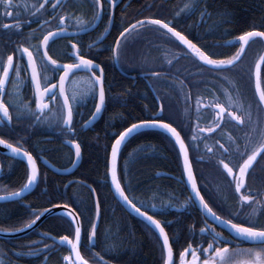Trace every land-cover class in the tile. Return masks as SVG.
<instances>
[{
    "label": "trees",
    "instance_id": "16d2710c",
    "mask_svg": "<svg viewBox=\"0 0 264 264\" xmlns=\"http://www.w3.org/2000/svg\"><path fill=\"white\" fill-rule=\"evenodd\" d=\"M185 4H190V8L181 12ZM107 5L104 0V11ZM1 11L0 23H4L6 18ZM146 19H162L202 50L215 53L213 58H228L236 52V43L230 47H224L223 43L236 42L237 37L248 31H264V0H123L115 11L112 31L94 49V60L105 71L106 105L102 117L92 128L79 130L74 127L75 141L79 143L83 156L80 167L71 176L53 173L40 163L41 158L65 169L73 164L72 150L63 143L44 141L43 135L39 136L35 130H22L21 137L27 138L18 146L37 159L40 181L23 199L0 203V230L24 228L33 218V212L42 213L53 203H67L79 213L83 230L81 253L89 264H164L165 249L160 237L120 204L112 192L108 175L111 148L119 135L133 123L154 119L171 123L181 133L189 146L202 195L219 215L232 218L230 211L223 213L208 199V192L218 189L217 168L201 166L206 160L205 155L221 156L234 152L231 135L225 137L231 126L225 123L218 133L209 137L199 133L196 127L197 124L200 128L206 127L203 110L198 113L195 107L196 100L202 91H206L211 104L219 101L215 99L218 81L209 77L204 81L205 70L196 58L190 54L186 56V50L175 37L155 25L139 26L138 31L121 41L118 64L122 72L116 68L112 49L120 32ZM107 22L106 16L100 27L85 38L98 40L105 33ZM9 31L0 28V35ZM153 71L159 72L160 76H152ZM142 74L148 77L163 104L161 118H155L159 105ZM96 96L95 89L94 93L81 97L85 109L83 122L92 116ZM35 129L39 131L37 127ZM17 133L18 130L15 135ZM193 134L198 137L195 142L191 139ZM64 136L66 138L65 133ZM220 144H224L229 152L224 153ZM208 147L212 148L211 152L207 151ZM0 163L3 167L0 195L19 191L27 181V165L1 154ZM118 177L129 199L165 228L176 261L179 262V254L189 244L198 253L201 243L207 247V239H202L199 232L205 226V217L195 205L184 207L189 203L187 197L190 193L185 184L179 150L168 135L149 130L132 137L120 154ZM83 183L96 191L101 208L93 245H90L89 236L91 225L96 222V204L92 191ZM61 217L47 219L26 237L0 239V257L4 263L64 264V257L70 255L71 250L59 241L64 235L74 240L75 226H70ZM235 222L248 226L247 220L237 219ZM255 226L264 225L255 222Z\"/></svg>",
    "mask_w": 264,
    "mask_h": 264
},
{
    "label": "snow or ice",
    "instance_id": "6c2138e0",
    "mask_svg": "<svg viewBox=\"0 0 264 264\" xmlns=\"http://www.w3.org/2000/svg\"><path fill=\"white\" fill-rule=\"evenodd\" d=\"M103 2L104 0H92V7L95 9L94 19H100L103 14ZM49 3V0H43L40 3H33L31 8L34 11L31 12L32 16H35L41 9ZM107 3L110 5V8L115 6V0H107ZM61 4V0H55L51 4L53 9L57 8V5ZM28 8L26 4H15L14 0H0V9L3 10L2 14L5 18L13 17L16 19V24L10 23H0V28L9 30L14 29L19 31L21 28L20 17L18 10L21 8ZM190 8V4H185L183 8L180 9L181 12ZM14 11L17 12V15L14 16ZM180 13L178 12L177 15ZM66 17L60 16L58 19V30L48 31L46 34L42 35L40 43L37 46H34L36 49V54L34 55L33 51L29 50V47L21 45L17 51L19 52V57L23 58L26 56V64L24 66V71L29 72L31 83L35 88V97H36V112L31 113L36 121H40L41 116L45 114L46 110H49V102H55L57 97L62 98L61 111L59 113V119L62 124L72 131L73 123V104L72 101H75L78 97L86 95L87 92H79L75 89L72 93L71 98L67 94L65 84L68 81L70 75L74 76L78 72L87 73L90 79L91 90H94L98 87V104L95 106V113L92 115L91 120L88 121V124H91L93 120L101 113L102 108L105 102V92H104V82H103V68L98 64H95L92 59H85L82 54H80L79 49L76 44H72V63L58 64L55 59H53L48 54L49 42L53 43L57 39H68L72 34L68 33L65 25ZM47 23V22H45ZM81 31L87 30L86 22L83 20H78ZM141 27L146 25H155L159 29H166L167 33H170L184 48L187 50L185 55H191L196 58L201 63V66H206L210 72L214 73H225L231 72L234 68L239 67L243 62L242 57L245 55V49L249 45L250 41H253L254 38H260L264 40V31H248L244 34L237 37L238 50L232 54L229 58L220 59L213 58L216 54H209L205 50H202L197 46L196 43H193L192 40L188 39L187 36L182 35L180 31H177L175 27L170 26L169 23L165 22L162 19H148L147 21L141 20L138 21ZM137 24H132L130 27H126L122 32H120L119 38L115 41V46L112 49L115 59L119 60V53L121 49V41L125 40L127 36L134 31H138ZM31 39V37H29ZM234 42H229L232 44ZM171 63V61H168ZM51 65V70L56 73H63L59 76V88L57 89V84L52 83L50 86L47 84V78L45 77V83L42 84L41 74L42 71H47ZM264 65V55L259 57L258 62L255 65L253 72L254 78V95L256 96V107L261 113H264V79L261 76V66ZM99 71V75H97ZM10 73H13L14 79L11 81L12 84L18 85L20 80L21 67L19 61L14 66V55L9 54L2 63H0V125L11 124L13 116L9 112V106L6 104L4 96L6 86L10 83ZM152 76H160V73L157 71L151 72ZM226 95L229 97V105L225 107L219 102H216L213 107L218 109L216 113V120L214 121V126L208 129L200 128L199 124L196 127L199 131L203 132L205 130L215 131L217 127L225 120V112H227V118L231 121H235L238 125H245V115L248 116V120H251V113L245 112L243 107L238 104L237 101L232 100L231 93L226 92ZM47 98V101H46ZM201 100L198 98L196 100V109L197 112H200ZM239 109L240 114H235V111ZM164 111L163 106L160 107V112ZM88 125H85L87 127ZM259 127V143L251 149L250 152L246 151L241 153L242 163L237 166V170L234 171L233 167H230L228 163H225L223 159L219 160V164L222 165L227 176L231 178L230 183L234 185V192L238 195V209L235 211L234 216L239 217L243 213L245 206H247V222L248 226H245L242 222H233V219L223 218L221 215H218L217 211L213 210V207L210 206L209 202L206 201L205 196L201 194V190L197 186V181L193 172L191 161L189 160V146L185 144L184 139L181 137V133L177 130L176 127H173L171 123L163 122L162 119L154 120H144L140 123H133L128 127L124 132L119 135V138L115 140V144L112 146V168H111V183L114 186L115 193L126 203L128 204L140 217L144 218L149 224L158 231L159 236L163 238V248L166 250V259L164 264H174L173 261V248L169 243V237L165 232L164 227L161 225L160 221L155 219L152 215H149L147 211H142L128 195L125 194L124 188L121 186L120 180L117 178L116 171V158L120 150L121 145L126 141V139L134 132H138L142 128H159L165 133L169 134L171 138L174 139L175 144L179 145L180 153L183 156L184 160V172L187 174V182L191 187L192 194L187 197V201L184 207L195 205L197 208L201 209L205 216V226L200 228V236L202 239H207V247L203 246V243L200 244V252L198 254L197 250L192 247L191 244L179 254V264H264V226L256 227L255 219L258 216L264 214V193L260 194V197L253 195L248 189L245 188V181L248 175V170L252 168V165L257 160V157H260L264 153V126L260 125L259 122H255L251 128V132L255 133ZM249 135L250 133L246 134ZM193 142H195L198 137L196 134L191 136ZM70 144H73L75 149V162L72 164V167L76 166V163L81 159V149L79 143H74L69 141ZM0 145L8 149L14 157H22L27 161V166L29 168V174L27 176V181L19 191H13L9 195L0 196V200H18L24 196L25 193L31 191L33 186L37 183L39 170L37 167L36 159L28 151L23 150L22 147L14 146L12 143H9L3 138H0ZM219 147L223 150L224 153H228L229 149L220 144ZM247 148V146H246ZM208 152L212 151L211 147L207 148ZM242 189L244 190L242 192ZM94 191V190H93ZM153 208L156 207L155 204L152 205ZM53 209L61 210L63 212L62 219H66L70 226L74 227V240L69 239L68 235H64L60 238L59 243L65 244L70 247L71 253L73 255H68L64 257V260L68 264H88V261L84 259L80 252V241H81V227L79 226V213L76 212L67 203H53L51 207L44 208L42 213L33 212V218L30 222L26 223L25 228L18 229L23 231L27 228H32L38 220L41 219V216L44 214H51ZM96 215L99 216V201L96 203ZM208 217H211L212 221L227 227L234 234V238H239L242 240L252 241L257 247H252L248 249H240L238 246L235 250V255L244 256L245 258L240 261H236L233 258V255H230L229 247L223 246L228 243V241L223 240L221 233L217 232L212 224L208 223ZM2 231V230H0ZM96 236V225H91V233L89 239L92 240ZM55 239V238H53ZM191 256V259H186L187 256ZM204 256V259L201 261L200 257Z\"/></svg>",
    "mask_w": 264,
    "mask_h": 264
},
{
    "label": "flooded vegetation",
    "instance_id": "af4514ba",
    "mask_svg": "<svg viewBox=\"0 0 264 264\" xmlns=\"http://www.w3.org/2000/svg\"><path fill=\"white\" fill-rule=\"evenodd\" d=\"M116 1V0H115ZM123 1V0H122ZM43 0H14L15 4H26L29 7L24 8L21 7L18 10V14L20 17L21 28L19 31L14 29H10L7 34L0 35V63L6 60L7 55H14V66L19 61L21 67L20 80L21 82L18 85H14L11 81L14 79L13 73H10V83L6 86L5 90V102L9 106V112L13 116V120L11 124L0 125V138L5 139L9 143H12L14 146H18L24 142H26V136H22L21 131L23 130H35L39 136H42V132L44 128H51L50 133H60L61 138L57 140L59 143H63L67 146V142H69L70 138L73 142L76 138L75 128L85 129L86 122H83L85 109L81 107L80 111L77 113H73V123L71 132L62 124L59 119V113L61 111L62 98L57 97L55 102H49V110L45 111V114L41 116L40 121H36L34 116L31 113L36 112V97H35V88L31 83L29 72L24 71V66L26 64V56L23 58L19 57V52L17 49L23 45L29 47L30 51H33L34 55L36 54V49L34 46L39 45L40 39L43 34H46L48 31H56L58 30V19L60 16L66 17L65 19V27L67 28L68 33H76L80 32V26L78 24V20H83L86 22L87 29L90 28L94 23V8L92 7L91 0H61V4L57 5L56 9L51 7V4L55 2V0H49V3L45 5L43 9H41L35 16L31 15V12L34 9L31 8L33 3H40ZM122 3V2H121ZM120 3V4H121ZM119 4V5H120ZM118 5V6H119ZM117 6V7H118ZM115 8V10L117 9ZM112 8L110 5H107V10L104 11L103 7V19L104 17L108 18V22L105 27V33L98 39L94 40V38H85L87 35H91L94 31L98 29V27L89 33L71 36L68 39H57L54 43L52 41L49 42L48 54L53 59L57 61L58 64L72 63V48L71 45L74 43L77 45L80 54L84 56L85 59H92L94 62V49L100 46L104 41L99 44H96L104 35L108 32L111 22V13ZM3 10L1 11V13ZM3 15V14H2ZM17 15V12L14 11V16ZM115 16V11H114ZM16 19L13 17H7L4 23H10L15 25ZM47 22V23H45ZM94 22V23H92ZM114 24V22H113ZM113 27V25H112ZM6 30V29H4ZM112 31V28H111ZM110 31V32H111ZM109 32V33H110ZM108 33V35H109ZM107 35V36H108ZM31 37V39H29ZM186 50V49H185ZM187 51V50H186ZM264 52V40L257 38L253 42L249 44L246 50V58L243 59V63L239 65V67L234 68L231 72L219 73L212 75L214 78L218 80L219 90L216 93L217 102L225 107L229 105V97L226 95V92L231 93L232 100L237 101L240 106L243 107L244 111L251 113V120H248V116L245 115L246 124L238 125L235 121H231L227 118V112L224 114L225 120L222 123L221 128L217 132L205 130L201 132L204 136H212L218 133L225 125V123L230 124L231 131L225 133V137L231 135L232 143L234 147V152L230 154L224 155H214L209 154L205 155L204 161L201 162V166L209 168H217V174L222 178L223 183L217 182L218 189L211 190L208 192L209 201L219 208L223 213L226 211L235 222L237 219L241 221L247 220V211L248 208L245 206L243 213L241 216H234L235 211L238 209V195L234 192V185L230 183L231 178L227 176L224 171L222 165L219 164V160L223 159L225 163H228L230 167H233L234 171L237 170V166L242 163L241 153H245L246 151L250 152L253 147H255L259 143V127L255 133L251 132V128L255 122H259L260 125L264 126V113H261L256 107V96L254 95V78L253 72L255 69V65L259 60V57L262 56ZM220 59H226L220 57ZM63 73H56L51 70V65L47 71H42L41 79L42 84L45 83V77L47 78V84L50 86L52 83L57 84V89L54 91H58L59 88V76ZM261 76L264 79V65L261 68ZM89 75L87 73L78 72L74 76L70 75L67 81V94L71 98L74 83L75 89L78 91L80 89V84L84 82ZM201 100V108L200 111L203 110V117L205 121V128L208 129L214 126V121L216 120L217 111L213 107L215 104H211L208 100V95L206 91H202L198 96ZM47 101V98H46ZM73 106L78 103L72 101ZM211 104L210 112L209 106ZM196 107V103H195ZM235 114L239 115L240 111L237 109ZM38 128L39 131L35 129ZM75 127V128H74ZM18 130V135H15V132ZM69 132V135H68ZM75 132V133H74ZM66 135V138L64 136ZM250 133V138L249 134ZM69 137V138H68ZM49 142H56V137L53 135H49L47 137ZM247 146V148H246ZM68 147V146H67ZM203 159V158H202ZM2 166V165H1ZM200 166V164H199ZM3 172V167H2ZM245 188L248 189L253 195L260 197L261 193H264V153L259 157L258 161L255 163L253 168L248 172L245 181ZM244 190L242 189V192ZM228 218V217H227ZM255 222L258 224L264 225V214L256 217ZM216 231L221 233L223 240L228 241L227 244L223 246L229 247L230 255H233L234 260L240 261L243 260L244 256L235 255V250L237 246L240 249H248L252 247H257V245H253L247 242L240 241L230 235L227 231H224L220 228H216ZM199 254V253H198ZM186 259H191V256H187ZM201 261L204 259V256L200 257ZM179 264V262H178Z\"/></svg>",
    "mask_w": 264,
    "mask_h": 264
},
{
    "label": "water",
    "instance_id": "95a60500",
    "mask_svg": "<svg viewBox=\"0 0 264 264\" xmlns=\"http://www.w3.org/2000/svg\"><path fill=\"white\" fill-rule=\"evenodd\" d=\"M122 2V0H116L115 1V6L112 8V11H111V13H112V15H111V22H110V27H109V29H108V32L104 35V37L103 38H101L99 41H97L96 42V44H99L100 42H102L106 37H107V35H108V33L111 31V28H112V25H113V22H114V11H115V8L120 4ZM102 17H103V14L101 15V18L100 19H97V21L95 22V24L92 26V27H90V28H88L86 31H80V32H74V33H70V34H72V36H76V35H82V34H86V33H89V32H92V31H94L98 26H99V24H100V22H101V20H102ZM134 24H137V23H134ZM137 26H140L139 24H137ZM258 38V37H257ZM256 38H254V40H255ZM252 41H250V43H251ZM249 43V44H250ZM183 46V45H182ZM249 46V45H248ZM247 46V47H248ZM246 47V48H247ZM263 55H264V53H263ZM115 58V57H114ZM95 63V62H94ZM115 63H116V67H117V69L118 70H120V68H119V66H118V63H117V60L115 59ZM95 64H97V63H95ZM263 66V65H262ZM262 66H261V68H262ZM99 72V71H98ZM103 82H104V73H103ZM66 86H67V82H66V84H65V88H66ZM103 86H104V84H103ZM67 91V90H66ZM98 91H99V89H98V87H97V104H98V102H99V100H98ZM104 92H105V86H104ZM154 94V96H155V98H156V100H157V102H158V105H159V113L156 115V118H160L162 115H163V112L161 113L160 112V107H161V105H162V103H161V101L159 100V98H158V96L155 94V93H153ZM96 104V105H97ZM105 104H106V92H105V102H104V106H103V108H102V111H101V113L96 117V119L95 120H93L92 121V123L91 124H88V121L89 120H91V118H92V116L90 117V119L86 122V124L85 125H88L87 127H85V129L86 130H88V129H90L91 127H93L99 120H100V118L102 117V115H103V113H104V110H105ZM217 112H218V109H215ZM94 113H95V111H94ZM93 113V114H94ZM226 113V112H225ZM221 126H222V123L220 124V126L219 127H217L216 129H215V131H213V132H216L217 130H219L220 128H221ZM149 130H154V131H159V132H162V133H164V134H166V135H168L169 136V134H167V133H165L163 130H161V129H159V128H142V129H140L138 132H134V133H132L127 139H126V141L121 145V147H120V150H119V152H118V154H117V158H116V171H117V178L119 179V177H118V163H119V157H120V154H121V152H122V150H123V148H124V146L127 144V142L132 138V137H134L135 135H137L138 133H141V132H144V131H149ZM124 132V131H123ZM204 132V131H203ZM170 137V136H169ZM182 137V136H181ZM119 138V137H118ZM117 138V139H118ZM171 138V137H170ZM173 141H174V139L173 138H171ZM74 143H76V142H74ZM67 144V146H69L70 148H71V150L73 151V153H74V162H75V149H74V146H73V144H70L69 142H67L66 143ZM115 144V142L113 143V145ZM186 144V143H185ZM112 145V146H113ZM176 146H177V148H178V150H179V145H177L176 144ZM80 149H81V147H80ZM179 152H180V150H179ZM0 154L1 155H3V156H5V157H9V158H12V159H15V160H18V161H21V162H23V163H25L26 165H27V161L25 160V159H23L22 157H14L11 153H10V151L8 150V149H6V148H4L2 145H0ZM262 155V154H261ZM180 156H181V160H182V166H183V171H184V160H183V156H182V154L180 153ZM82 158H83V156H82V150H81V159L79 160V162L78 163H76V166L75 167H72V165L69 167V168H65V169H62V168H58V167H56V166H54L51 162H49L47 159H45V158H42L41 159V164L42 165H44L46 168H48L50 171H52L53 173H55V174H57V175H60V176H70V175H72V174H74L76 171H77V169L80 167V165H81V163H82ZM258 159H259V157H257V160L254 162V164L252 165V168H253V166L255 165V163L258 161ZM189 160L191 161V158H190V152H189ZM36 162H37V160H36ZM73 162V163H74ZM191 164H192V162H191ZM28 167V166H27ZM37 167H38V170H39V176H38V180H37V183L33 186V188L31 189V191H29V192H27V193H25L24 194V196L22 197V198H20V199H18V200H21V199H23L25 196H27L29 193H31L36 187H37V185H38V183H39V181H40V169H39V164H38V162H37ZM111 168H112V148H111V152H110V158H109V171H108V175H109V182H110V186H111V189H112V192H113V194H114V196L116 197V199L120 202V204L130 213V214H132L133 216H135L136 218H138V219H140V220H142L143 222H145L146 224H148L157 234H158V236H159V233H158V231L157 230H155L150 224H149V222L148 221H146L144 218H142V217H140L128 204H126L116 193H115V191H114V186L112 185V183H111ZM192 168H193V165H192ZM252 168H250L249 170H248V172L252 169ZM29 169V168H28ZM193 172H194V169H193ZM1 173H2V166H1V164H0V175H1ZM164 176H168L167 174H163ZM194 175H195V173H194ZM184 178H185V183H186V186H187V188H188V190H189V192H190V195L192 194V192H191V187H190V185H189V183L187 182V174L184 172ZM195 178H196V175H195ZM196 181H197V179H196ZM84 185H86L87 187H89L90 188V190L92 191V193H93V195H94V199H95V204L97 203V200H98V196H97V193L95 192V190L93 189V187H91V186H89V185H87V184H85V183H83ZM197 186L199 187V185H198V182H197ZM94 190V191H93ZM18 200H0V203H7V202H12V201H18ZM99 201V200H98ZM199 209V208H198ZM199 211L202 213V215L204 216V213H203V211L201 210V209H199ZM55 216H63V212L61 211V210H57V209H53L52 210V213L51 214H44V215H42L41 216V219L40 220H38L37 222H36V224L32 227V228H27V229H25V230H23V231H19V230H15V231H0V239H2V240H16V239H20V238H23V237H26L27 235H29V234H31L32 232H34V231H36L47 219H49V218H51V217H55ZM205 217V216H204ZM100 219H101V208H100V204H99V216L97 217V215H96V222H95V225H96V235H97V231H98V228H99V224H100ZM208 221L210 222V223H212L214 226H216V227H218V228H220V229H222V230H224V231H227L230 235H232L233 237H234V234L231 232V230L229 229V228H227V227H224V226H222V225H220V224H218V223H216L215 221H212L211 220V217H208ZM78 223H79V226L81 227V241H80V248H81V243H82V236H83V230H82V224H81V221H80V218H79V221H78ZM25 228V227H24ZM23 229V228H22ZM165 229V228H164ZM165 232H166V230H165ZM167 233V232H166ZM168 235V234H167ZM160 237V236H159ZM169 237V236H168ZM160 239H161V241H162V243H163V238L162 237H160ZM236 239H239V238H236ZM239 240H242V239H239ZM95 241H96V236L92 239V240H90L89 239V242H90V245H93L94 243H95ZM243 241H245V242H247V243H252V244H254L252 241H248V240H243ZM169 243L171 244V242H170V239H169ZM172 246V245H171ZM173 248V247H172ZM80 252H81V249H80ZM165 252H166V250H165ZM73 255V259H75V257H74V254H72ZM82 255V254H81ZM166 255H167V253H166ZM173 261H174V264H175V252H174V250H173Z\"/></svg>",
    "mask_w": 264,
    "mask_h": 264
},
{
    "label": "bare ground",
    "instance_id": "6f19581e",
    "mask_svg": "<svg viewBox=\"0 0 264 264\" xmlns=\"http://www.w3.org/2000/svg\"><path fill=\"white\" fill-rule=\"evenodd\" d=\"M148 19H146V20H144V21H147ZM234 42L233 40H229V41H226L225 43H223V46L224 47H230L231 45H233L234 43H236L234 46H235V48H236V51L238 50V41H236V42H234V43H232V44H229V42ZM246 50H247V48L245 49V55L242 57V60L243 59H245L246 58ZM229 58V57H228ZM197 62H198V64L199 65H201V63L197 60ZM243 63V62H242ZM241 63V64H242ZM100 67H101V65H99ZM203 68H204V72H205V74H204V78H203V80L204 81H206L207 80V78L209 77V78H214L212 75H214V74H216V73H214V72H210L209 70H208V68L206 67V66H202ZM102 68V67H101ZM104 70V69H103ZM104 73V86H105V71L103 72ZM97 75H99V72L97 71V73H96ZM148 76V75H147ZM142 78H145L146 79V81H147V83H148V85H149V88L151 89V91H152V93H155V94H157L156 93V90L154 89V87L152 86V84L150 83V81H149V79H148V77H146V75L145 74H142ZM214 79H216V78H214ZM217 80V79H216ZM218 81V80H217ZM87 83H90V79H89V77L84 81V82H82L81 84H80V92H82L83 93V91L85 90V89H88L89 90V93H94V91H95V89L94 90H91V88H88L87 87ZM81 97L82 96H80V97H78L76 100H75V102H77L78 104L77 105H75V106H73V113L75 114V113H77V112H79L80 111V109H81V107H82V104H81ZM174 127V126H173ZM51 128H44V129H42V130H44L43 132H42V135H43V139H44V141H46V142H49L50 140H48L47 139V137H49V135H53V136H55L56 137V142H57V140L59 139V138H61V135H60V133H57V134H55L54 132L53 133H50L49 131H51L50 130ZM74 130V129H73ZM75 131V130H74ZM75 133V132H74ZM68 135H69V132H68ZM69 138V137H68ZM72 138H70V140L69 141H72L71 140ZM33 156V155H32ZM34 157V156H33ZM7 158H9V157H7ZM35 158V157H34ZM10 159H12V158H10ZM36 159V158H35ZM37 160V159H36ZM18 161V160H17ZM21 162V161H20ZM218 181L219 182H221L222 181V178L219 176L218 177ZM224 181H222L221 183H223ZM5 195H9V194H3V195H0V196H5ZM6 264V263H5Z\"/></svg>",
    "mask_w": 264,
    "mask_h": 264
},
{
    "label": "rangeland",
    "instance_id": "374dc122",
    "mask_svg": "<svg viewBox=\"0 0 264 264\" xmlns=\"http://www.w3.org/2000/svg\"><path fill=\"white\" fill-rule=\"evenodd\" d=\"M86 85H87V87H88V88H91V85H90V83H87ZM83 92H87V94H86V95H88V94H89V90H88V89H85ZM86 95H83V97H85ZM65 263H66V264H68V262H67V261H65Z\"/></svg>",
    "mask_w": 264,
    "mask_h": 264
}]
</instances>
